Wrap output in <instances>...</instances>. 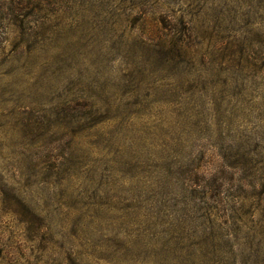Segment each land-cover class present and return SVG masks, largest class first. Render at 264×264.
I'll list each match as a JSON object with an SVG mask.
<instances>
[{"label": "rangeland", "instance_id": "obj_1", "mask_svg": "<svg viewBox=\"0 0 264 264\" xmlns=\"http://www.w3.org/2000/svg\"><path fill=\"white\" fill-rule=\"evenodd\" d=\"M0 264H264V0H0Z\"/></svg>", "mask_w": 264, "mask_h": 264}]
</instances>
